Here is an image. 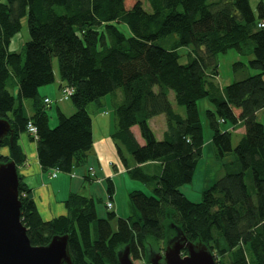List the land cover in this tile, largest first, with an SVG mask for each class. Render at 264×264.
<instances>
[{"label":"trees","instance_id":"obj_1","mask_svg":"<svg viewBox=\"0 0 264 264\" xmlns=\"http://www.w3.org/2000/svg\"><path fill=\"white\" fill-rule=\"evenodd\" d=\"M147 2L150 12L136 0H0V119L12 129L0 143V164L14 162L17 169L25 164L18 140L28 134L31 122L38 130L36 139L29 136L37 142L41 168L71 174L87 163L93 149L89 105L101 107L104 98L121 93L111 137L128 176L153 193H129L133 212L126 218L114 212L100 218L95 200L72 194L65 202L68 215L45 221L18 174L21 221L30 243L42 247L67 236L72 264H119L118 253L126 247L132 260L150 264V252L164 251L182 232L189 243L207 247L216 264H264V126L257 120L264 109V28L259 27L264 0L257 14L250 0ZM24 18L30 40L20 53L11 45ZM188 46L194 49L182 64L179 50ZM229 51L252 56L247 65L234 68L247 66L256 74L221 88L217 56ZM54 59L61 88L73 90L75 111L67 116L59 109L58 125L52 128L50 105L39 90L56 81ZM203 99L213 106L206 117L217 155L234 151L236 161L225 165V175L195 203L181 188L193 181L202 155L198 104ZM24 100L33 101L31 116ZM173 103L185 108V116ZM162 115L166 131L158 140L149 121ZM222 124L228 129L222 130ZM133 127L139 128L144 145ZM238 127L244 135L233 148ZM147 163H160L161 172L146 173L142 166ZM108 192L112 195L111 187Z\"/></svg>","mask_w":264,"mask_h":264},{"label":"crops","instance_id":"obj_2","mask_svg":"<svg viewBox=\"0 0 264 264\" xmlns=\"http://www.w3.org/2000/svg\"><path fill=\"white\" fill-rule=\"evenodd\" d=\"M61 86L62 82L59 84V87ZM43 89L39 90L41 97L49 99L51 102L50 96L59 95L54 93L53 89L51 91L54 95H50L46 91L47 88ZM111 96L114 107L122 102L121 93ZM170 99L173 101V94H170ZM107 106L108 100L104 98L101 107L95 104L92 112H90L93 122V149L87 158V163L84 166L76 167L71 174L57 172L52 178L53 172L44 171L39 164L37 142L32 140L26 132L20 135L18 144L26 156V162L22 167H19L18 174L27 188L32 191V198L43 220L50 221L59 216L68 215L65 202L72 194L83 195L95 200L97 202L96 211L100 218L105 217H101L103 215L99 213L97 205H107V202L112 203L110 212H114L117 217L126 218L129 216L126 215L127 206L128 214L133 212L129 201L126 207L121 209L119 197L121 192L128 197L132 191L142 189H138L140 186L136 184L137 181L128 176L126 166L123 165L119 157L117 147L111 137L114 132L115 118H112L111 113L106 111ZM173 107L175 109L174 103ZM69 112L73 114L74 110L71 108ZM31 115L32 113L28 116ZM149 124L157 139L162 140L166 131L165 116L153 118ZM230 130L232 131L233 128ZM132 131L138 143L144 145L139 128L133 127ZM234 132L241 136L244 135L243 127L236 128ZM127 161L129 167L134 168L136 166L128 156ZM142 168L148 174H159L162 170L160 163H147ZM109 187L112 188V195L108 192Z\"/></svg>","mask_w":264,"mask_h":264},{"label":"rangeland","instance_id":"obj_3","mask_svg":"<svg viewBox=\"0 0 264 264\" xmlns=\"http://www.w3.org/2000/svg\"><path fill=\"white\" fill-rule=\"evenodd\" d=\"M136 1H141L143 3V7L150 12V7L147 2V0H136ZM218 0H209V3L216 2ZM260 0H250L251 7L255 14H257V6L259 4ZM121 30L124 31L126 34H128V30L126 27L121 26ZM30 40L29 36V29H28V23H27V18H24L22 20V29L20 33L15 36V38L12 41L11 49L15 50L17 52H24V46L25 44ZM194 47L193 46H188V47H183L180 48L179 54L181 55V60L180 62L182 64H186L188 62V55L192 53ZM252 56H241L239 55L236 51H229L226 54H219L217 56V64H218V77H217V82L221 88H225L228 85H231L235 81H239L242 79H245L248 76H252L256 74V71L251 70L249 67L245 66L241 70H235L234 66L237 63H243L245 65L248 64V61L251 59ZM53 67H54V73L56 77V81L52 85L44 86L40 88L41 90L44 88L50 95H54L52 93V89L54 90V93H58L59 95H54L50 96L52 99V103L49 106L48 109V114L50 116V126L52 128L56 127L58 125V110L59 108L62 110V112L65 113V115L70 116L71 113L69 112V109H73L75 111V108L73 104L71 103L70 99L65 100L63 99L64 97V88L59 87V84L62 82L60 79V74H59V66L57 59L53 60ZM43 89V90H44ZM13 95H17V90L12 89L11 90ZM119 94V93H118ZM56 97H59L58 99ZM108 100V106L106 111L111 113L112 118H115V113H114V105L112 101V96L109 95L106 97ZM104 100V99H103ZM24 109L25 113L29 115L32 113V107H33V101L32 100H24ZM94 103H91L88 107L89 112H92ZM198 109L200 113V118L202 121L203 125V132H204V145H203V150H202V155L199 159L197 168L195 170V175L193 177V181L187 185H184L181 190L182 192L187 196V198L195 203H198L202 199V193L204 190L210 188L216 181H218L220 178H222L225 175V165L231 164L235 162L236 157L234 154V151L231 153H228L225 157L220 158L215 150V147L213 145L212 139H213V131L211 130L209 126L208 119L206 117V111L207 110H213V106L209 102L208 99H203L199 102L198 104ZM175 110L178 114L185 116L186 111L185 108L182 106H177L175 104ZM74 113V112H73ZM257 120L263 124L264 126V109L261 110L258 113ZM222 130H227L228 125H221ZM158 134V132H157ZM242 139L241 135H238L237 133L233 132L232 133V144L233 148L237 146L239 141ZM2 154L7 155L8 152L7 150H2ZM252 175L250 172L247 173L246 176V181L249 185V187L252 189L253 184L251 181ZM138 186H140L138 191H142L146 193L149 196H152V190L148 187L145 186L143 183L137 182ZM137 191V190H136ZM129 201L128 197L121 192V195L119 197V203L121 206V209L123 210L127 202ZM98 211L101 215V217H106V215L110 212L108 210L107 206L105 204H98L97 205ZM121 210V211H122ZM124 213V212H123ZM127 214L126 215H131L130 213L128 214V206H127ZM119 218V217H118ZM113 228L116 231L117 229V223L115 222L113 224ZM156 253L158 251L154 250ZM163 252V251H162ZM160 252V253H162ZM134 261V260H133ZM135 264H143L140 261H134Z\"/></svg>","mask_w":264,"mask_h":264},{"label":"water","instance_id":"obj_4","mask_svg":"<svg viewBox=\"0 0 264 264\" xmlns=\"http://www.w3.org/2000/svg\"><path fill=\"white\" fill-rule=\"evenodd\" d=\"M11 130L10 123L0 119V143ZM10 141L13 142L12 138ZM118 261L135 264L129 247L118 253ZM148 261L150 264H216L207 247L189 243L182 232L162 253H155ZM0 264H72L67 236L54 237L47 246L31 245L21 221L19 176L14 162L0 164Z\"/></svg>","mask_w":264,"mask_h":264},{"label":"built area","instance_id":"obj_5","mask_svg":"<svg viewBox=\"0 0 264 264\" xmlns=\"http://www.w3.org/2000/svg\"><path fill=\"white\" fill-rule=\"evenodd\" d=\"M259 27L264 28V23H263V24H260ZM72 93H73V90H72V89H70V88H66V89H64V97H63V99H65V100L70 99ZM45 103H46L47 105H51L52 102H51L49 99H45ZM27 130H28V134H29L30 136H32V137L35 138V139L37 138L38 130H37V127H36L33 123L30 122V123L28 124V126H27ZM52 172H53V174H51V177L53 178V177H55V174H56L57 172H59V171H58V170H54V171H52ZM107 208H108L109 210L112 209V203H111V202H107Z\"/></svg>","mask_w":264,"mask_h":264},{"label":"flooded vegetation","instance_id":"obj_6","mask_svg":"<svg viewBox=\"0 0 264 264\" xmlns=\"http://www.w3.org/2000/svg\"><path fill=\"white\" fill-rule=\"evenodd\" d=\"M156 252L155 251H153V252H150V256L149 257H153V255L155 254ZM160 254V253H159Z\"/></svg>","mask_w":264,"mask_h":264}]
</instances>
